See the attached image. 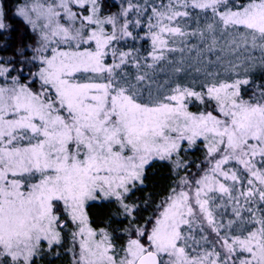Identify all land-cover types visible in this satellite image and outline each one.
Instances as JSON below:
<instances>
[{
  "label": "snow or ice",
  "instance_id": "1",
  "mask_svg": "<svg viewBox=\"0 0 264 264\" xmlns=\"http://www.w3.org/2000/svg\"><path fill=\"white\" fill-rule=\"evenodd\" d=\"M0 264H264V0H0Z\"/></svg>",
  "mask_w": 264,
  "mask_h": 264
}]
</instances>
